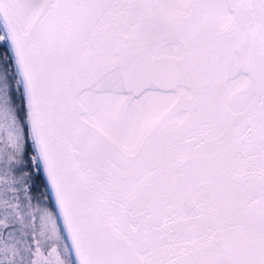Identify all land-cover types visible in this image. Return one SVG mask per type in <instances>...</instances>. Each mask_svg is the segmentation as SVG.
<instances>
[{
  "label": "snow or ice",
  "instance_id": "1",
  "mask_svg": "<svg viewBox=\"0 0 264 264\" xmlns=\"http://www.w3.org/2000/svg\"><path fill=\"white\" fill-rule=\"evenodd\" d=\"M0 264H264V0H0Z\"/></svg>",
  "mask_w": 264,
  "mask_h": 264
}]
</instances>
